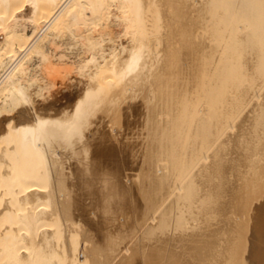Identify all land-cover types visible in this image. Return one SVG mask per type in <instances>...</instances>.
<instances>
[{"label": "bare ground", "instance_id": "obj_1", "mask_svg": "<svg viewBox=\"0 0 264 264\" xmlns=\"http://www.w3.org/2000/svg\"><path fill=\"white\" fill-rule=\"evenodd\" d=\"M136 249L264 264V0H0V264Z\"/></svg>", "mask_w": 264, "mask_h": 264}, {"label": "rangeland", "instance_id": "obj_2", "mask_svg": "<svg viewBox=\"0 0 264 264\" xmlns=\"http://www.w3.org/2000/svg\"><path fill=\"white\" fill-rule=\"evenodd\" d=\"M190 225H191V224H190ZM167 232H168V231H167ZM167 232H166V233H167ZM168 233H169V232H168ZM168 233H167L166 235H167L168 237H169V236L171 237V235H170V234L168 235ZM173 234H175V233H173ZM175 235H176V234H175ZM175 235H173L172 237H175ZM176 236H177V235H176ZM170 237H169V239L171 240ZM165 239H168V238H165ZM169 239L166 240V243L168 242V244H167V246H166V249L164 250L165 253L161 254L162 257H163V255L165 256V257H163V263L166 262V260H165V262H164V259H167L166 257H168V253H167L166 251H167L168 249H169L168 252L170 251V244H169V243H170L171 241H170ZM169 241H170V242H169ZM168 245H169V246H168ZM171 245H172V243H171ZM143 246H144V248H145V245H143ZM143 246H142V247H143ZM168 247H169V248H168ZM136 248L138 249V247H136ZM167 248H168V249H167ZM137 249H136V250H137ZM136 250L133 251V252H135L136 254H134V253H133V254H134L136 257H138V254H139V258H136V257L133 255V256H134V257H133V263L135 264V263L138 262L137 264H139V263L142 262V258H143V256H142L141 258H140V256L143 255V253H142V251L139 250V251L141 252V254H140L139 251H138V250L136 251ZM137 253H138V254H137ZM165 254H166V255H165ZM213 255H215V254H213ZM134 258L138 259V261H136ZM159 259H160V257H159ZM161 259H162V258H161ZM161 259L158 260V262L160 261L159 263H162ZM139 260H141V261H139ZM143 261H144V259H143ZM158 262H156V264H157ZM159 263H158V264H159ZM163 263H162V264H163ZM143 264H145V263L143 262Z\"/></svg>", "mask_w": 264, "mask_h": 264}]
</instances>
